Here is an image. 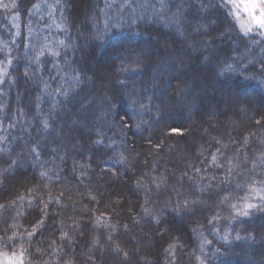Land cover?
I'll return each mask as SVG.
<instances>
[{
    "label": "trees",
    "instance_id": "trees-1",
    "mask_svg": "<svg viewBox=\"0 0 264 264\" xmlns=\"http://www.w3.org/2000/svg\"><path fill=\"white\" fill-rule=\"evenodd\" d=\"M262 64L264 34L227 0H0V248L25 264H264V86L243 78ZM245 203L261 207L236 215Z\"/></svg>",
    "mask_w": 264,
    "mask_h": 264
},
{
    "label": "snow or ice",
    "instance_id": "snow-or-ice-1",
    "mask_svg": "<svg viewBox=\"0 0 264 264\" xmlns=\"http://www.w3.org/2000/svg\"><path fill=\"white\" fill-rule=\"evenodd\" d=\"M233 4H234L235 8H238V9L246 12L249 16V22L247 24L241 22L240 27H241L242 31H244L245 33L250 32L251 31V25H256L259 28H261L262 30H264V0H233ZM4 7L15 8L16 4L13 3L10 5H4ZM34 7H38V6L34 5ZM257 8L260 9V15L258 17L254 16L252 14L253 10L257 9ZM42 55H43V52L39 53L37 55V57L35 58L34 62L38 63L39 62V56H42ZM228 67L231 68V65H229ZM3 74L6 75V72ZM257 76L262 77L259 80V83L262 86H264V64H262L260 66V68L256 71L246 72L244 74L243 78L246 80H252V79H256ZM2 82L3 81L0 80V83H2ZM258 123H259V121H258ZM44 126H45V128L48 127L47 121L44 122ZM173 131H177V130L173 129ZM96 143H100V141H96ZM213 160L215 161V156H213ZM12 163L15 165L16 162L13 161ZM8 171H9V169H7V168L3 169V171L0 172V175H6V173ZM45 175H46L45 172L40 173L41 177H44ZM157 187H159V185H157ZM29 191H31V189ZM253 191H255V189H253ZM17 198L22 200L24 197L18 195ZM260 199L264 200V196H261ZM29 203L31 204L32 201H29ZM192 203H195V201H188L187 199H185L182 205L179 202H177V204L174 207H172L171 210L177 214H180L183 211H186L188 209V207L190 206V204H192ZM46 206L47 205H45V207ZM4 207H5V205L0 204V208H4ZM232 207L235 209L236 205L234 204V205H232ZM259 207H261V206L256 205V204H252V203H245L242 206L241 210L235 214L247 216L249 214L250 209L259 208ZM145 212L147 215H152V213L149 209H145ZM153 218L156 219L155 217H153ZM209 222H211V221H209ZM37 223L42 224L43 221L39 220V221H37ZM156 223L159 224V223H161V221L159 219H156ZM193 231H195V229H193ZM33 235H34V232H29L28 233L29 239H31ZM14 238H15V234H13V236H9L8 241H6V243L14 240ZM62 238H64V237L62 236ZM237 238H239V237H237ZM111 239H112V237L109 236V240H111ZM223 239L227 240V236L223 237ZM204 243H208V241H204ZM118 250L119 249H117V251ZM25 252H26V250L23 249V247L21 246L20 251L12 252L11 255L8 252L0 251V257H3L4 264H25V260H24Z\"/></svg>",
    "mask_w": 264,
    "mask_h": 264
},
{
    "label": "rangeland",
    "instance_id": "rangeland-1",
    "mask_svg": "<svg viewBox=\"0 0 264 264\" xmlns=\"http://www.w3.org/2000/svg\"><path fill=\"white\" fill-rule=\"evenodd\" d=\"M228 2H229V4H230V7H231V9H232V14H233V16H234V18H236V20H237V23H238V25H239V27H240V25H241V22H243V23H245V24H247L248 22H249V16H248V14L246 13V12H244V11H242V10H240V9H238V8H235L234 7V4H233V0H227ZM254 16H259L260 15V9L259 8H257V9H254L253 10V13H252ZM205 23H208V22H200V23H197L194 27H192V29L190 30V29H185V31L183 32V39H184V41H185V44H183V45H186V47H187V49H188V54H190V55H195L196 53H199V52H201L202 51V49H203V43H205L204 42V40H202V41H195V42H191L188 38H189V36L191 35V32H197V31H199V30H204L205 29ZM207 26H209V25H211V23H209V24H206ZM241 28V27H240ZM251 30H259L260 31V33L263 35L264 34V30H262L261 28H259L258 26H256V25H251ZM244 32V31H243ZM187 39V40H186ZM183 43V42H182ZM191 44V45H190ZM209 50V49H208ZM191 52V53H190ZM213 53L211 52V55H212ZM187 55V54H186ZM213 90H216V88H213ZM207 96V98L208 99H210V98H212V95H213V91H212V93L211 92H208L207 94H206ZM207 100V99H206ZM205 100V101H206ZM208 102V101H207ZM237 102L238 101H235V100H233L232 102H230V100L227 102V104H224V106H229V107H232V108H234L235 109V107H237ZM244 109V108H243ZM242 108H240L239 109V113H240V118L242 119V120H245V118H246V116H247V114L245 113V111L243 110ZM222 111H223V109H222ZM219 112H221V111H219ZM219 112H216V113H214V115H217V114H219ZM222 113V112H221ZM191 117V116H190ZM190 117H189V119H190ZM191 119H192V117H191ZM0 251H2V252H5V251H3L1 248H0ZM10 255L12 254V253H9ZM0 264H4V259H3V257H0Z\"/></svg>",
    "mask_w": 264,
    "mask_h": 264
}]
</instances>
